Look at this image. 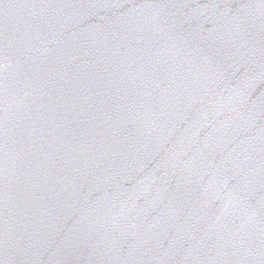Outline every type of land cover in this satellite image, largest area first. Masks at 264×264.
Listing matches in <instances>:
<instances>
[{"label": "water", "instance_id": "1", "mask_svg": "<svg viewBox=\"0 0 264 264\" xmlns=\"http://www.w3.org/2000/svg\"><path fill=\"white\" fill-rule=\"evenodd\" d=\"M0 264H264V0H0Z\"/></svg>", "mask_w": 264, "mask_h": 264}]
</instances>
